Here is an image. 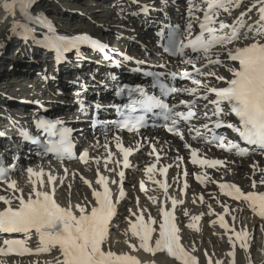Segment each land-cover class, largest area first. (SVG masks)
Masks as SVG:
<instances>
[{"label": "snow or ice", "instance_id": "1", "mask_svg": "<svg viewBox=\"0 0 264 264\" xmlns=\"http://www.w3.org/2000/svg\"><path fill=\"white\" fill-rule=\"evenodd\" d=\"M34 2L35 0H3L2 7L6 13L14 16L16 9L19 8L26 21L23 24L14 22L10 29L12 34L21 35L25 40L31 39L34 43L54 50L57 63L63 62L65 59L64 53L73 48L80 55L79 46L82 44L104 53L107 57L108 45L89 35L74 36L72 38L56 35V29L51 21L44 14L32 11ZM163 2L167 5V0H163ZM242 3L243 0H187L185 24L183 26L180 24L166 25L165 27L168 28L167 35L164 31L158 32V36L166 40V43L162 44L163 51L170 56L182 57L185 63L192 66L193 71H184L180 79L191 80V83L197 87L179 88L160 83L164 95L187 93L189 96H194L195 99L191 101H180V105L187 107L188 111H178L179 105H170L165 103L163 99L147 95L142 88L128 89L126 86H121L118 87L117 95H123L127 91L131 96L133 92H138L141 99L132 101L131 111L135 112L137 105L146 112L159 109L164 120L171 122V126L167 130L180 135L181 139H183V134L177 127L180 121H190L196 117V112L193 109L198 100L208 101L209 104L214 105V108L211 116L205 111L204 117L206 120L211 121L215 129H231L238 134L246 145L258 146L264 150V0H257L260 7L258 9L259 19L255 25L247 24L244 20L247 11H251V8L240 12L231 24L226 19L221 18L223 13L231 16L233 10L240 8ZM252 7H256V3ZM143 11L147 12L148 7L144 6ZM201 13L202 15H200ZM29 24H37L47 28L50 35L43 41H37ZM243 29H246V31H242ZM249 33H253V35L250 36ZM244 41L251 42L243 43ZM230 45L231 47H229ZM225 51L228 60L237 62V64L227 65L220 59ZM126 59H131V57H126ZM199 61H204V63L197 67ZM209 65L227 67L231 73V78L226 79L224 76H218L211 70L204 71ZM119 66V64H116V67ZM165 66L160 65V67ZM147 75L154 77L157 81L160 79L159 74L149 72ZM199 76H215L218 81H222L226 86L209 87L208 84H202V81L197 78ZM112 79L115 81L117 77L113 75ZM201 88H203V94H199ZM211 94H214V99L209 100ZM76 96L80 97L81 93L77 92ZM77 103L81 105L82 110L85 109L82 99H78ZM96 108L99 110L101 105H96ZM232 115L237 118L238 123L222 118ZM212 116H215L216 120L212 121ZM58 124H62V122L37 119L38 128L48 131L50 136H59L58 142L45 144L44 150L55 152L57 158L61 161L76 159L72 129L67 127L58 128ZM145 126L144 116L129 117L120 123L119 129L138 133ZM202 127L212 132L211 138L205 137L206 142H215L217 147L229 152L234 150L235 154L239 156L249 154L248 147H241L239 143L229 140L223 133L216 134L208 123H205ZM194 130L197 136L201 135L199 128ZM20 135L26 140L39 143L29 132L23 129H21ZM113 139L116 141L117 148L123 154V167L128 168L130 166L129 156L133 152V148L124 147L119 136ZM186 146L189 145L186 144ZM103 147L108 149V142H105ZM153 151H155L154 146ZM108 155L109 160L105 161V167L110 161L112 153L109 151ZM78 159L87 164L90 159L89 151L84 149ZM157 160H159V156H157ZM97 163H99L98 160ZM191 163L217 168V166H223L227 162L220 159H199L198 150L193 149ZM117 164H119V161H117ZM15 167V164L6 166L0 163V181L7 183L8 188L14 192L19 191L21 193V195L14 197L15 200H18V204L15 206H13L14 200L12 198L0 195V202L5 206L0 209V234H20L23 238H3L0 236L3 244V246H0V255L8 256L14 253L23 256L33 254V250L28 247V243L35 235L39 240V246L35 249V254L49 253L55 249L59 252L56 264H140L136 256L126 252L118 253L114 251L109 242L113 220L117 215L118 200L123 199L126 195L122 187L125 177L124 171L118 173L120 188L116 201H114L113 192L109 187V179L104 175H99L95 183L100 185L102 190L93 188L94 201L85 198L84 203L72 204L69 202L66 206H62L55 198L57 177L50 172L45 173L43 168H40L39 171L31 167L27 168L29 177H35V179L31 180L33 187L25 196L23 189L17 187L16 181L7 179L10 172L15 170ZM154 169L155 165H152L147 168V172L152 173ZM114 170L111 169V171ZM166 172L167 168H164L162 174ZM65 173H67V169H65ZM184 175H187L186 171ZM45 176L47 180H45ZM81 179L90 188L93 187L92 182L83 177ZM149 179H152V177L150 176ZM197 179L202 183L204 182L203 178L199 176ZM154 182L159 183L167 192L168 185L166 182ZM112 183L117 182L113 180ZM259 183L264 185V176L261 177ZM62 185L63 179L60 180V186ZM70 187L71 185H69ZM187 187L188 185L185 182L184 188ZM219 187L224 190V195L237 201L246 202L253 212L264 218V192L249 191L245 193L240 187L229 183H221ZM252 188H257L255 180L252 182ZM141 189L143 190V184H141ZM171 203L174 209L178 201L172 199ZM132 215L136 216V222H129L130 232L133 237L138 238L139 244H131L128 241L126 243H129V247L133 251L143 249L153 255L166 253L169 257L179 261L180 264H198L197 258L181 245L179 228L175 223L176 218L173 212L162 210V219L159 221L151 217L146 220L142 212L139 215L136 213H132ZM192 219L199 220L200 217H193ZM232 219L234 221L235 217H232ZM219 223L225 230L234 232L236 240L241 242L240 246L247 250L248 233L246 231L237 232L234 227L230 228L229 224L225 222L224 216H220ZM189 227L194 228L195 225L190 224ZM124 234H128L127 230ZM229 239L231 240L232 237L230 236ZM233 248H235V244H233ZM193 250L195 251V249ZM230 255L234 257L235 253L232 252ZM209 264H211L210 260Z\"/></svg>", "mask_w": 264, "mask_h": 264}, {"label": "bare ground", "instance_id": "2", "mask_svg": "<svg viewBox=\"0 0 264 264\" xmlns=\"http://www.w3.org/2000/svg\"><path fill=\"white\" fill-rule=\"evenodd\" d=\"M116 3L117 4H123V3H127V1L126 2H121V0H119ZM253 3H255V2L254 1H251V0H243V3L241 4L240 8L234 9L231 16H228L227 13H223L222 16H221V18L222 19H226V21L231 24L239 16V13L240 12H244V11H247L249 8H252ZM32 11L34 13H36V9L33 8ZM2 13H6V12H5L4 9L1 10V8H0V48L5 45L4 42H5V39L7 37H9L11 35H14L10 31L13 23L14 22H18V23L23 24V23L26 22L24 20V18H23L22 13H20V11H19V8L16 9V14L14 16H10L8 13H6L4 17H1L2 16ZM37 13L45 14L44 12H37ZM50 21H51V19H50ZM131 21L134 22V20H130L129 22H131ZM51 23L53 24V22H51ZM53 26L55 27L56 33L58 34V36H65L66 37V36H75V35L78 36V35L83 34V33L80 34V33H77V32L76 33L71 32L70 30H67V28L61 26L60 24H54ZM29 27H31L33 29V34L35 35V38L40 33L43 34L42 37H45L46 34L49 33L48 32V29L45 28V27H43V26H41V25L29 24ZM124 29H130V30H133L134 29V33H135L136 38L139 39V41L141 42L140 45H139V48H143V49H146V50H150V44H149V39H150V36L149 35L150 34H149V32H147V33L138 32L137 31L138 29L137 28H134V26L132 24L127 23V20L122 21V23H121V29L119 30L120 31V34H122V35L128 34V31L127 32H122V30H124ZM242 31H246V29H243ZM95 33L96 32H94V34ZM99 33L100 32L98 31L96 34L97 35H100ZM249 35L251 36V35H253V33H249ZM130 37H132V35ZM20 39L23 42L21 44H18V46H17L18 48H20L21 45L22 46H26L27 47V50L32 49V48L34 50L35 47L39 48L36 44H34L33 42H31V39L25 40L22 37ZM25 41H26V43H25ZM250 42L251 41H244L243 43H250ZM33 46H35V47H33ZM229 47H231V45ZM134 49L135 48H133V50ZM137 50H138V47H137ZM6 51L5 52H1V55H0V75L3 72H4V75H9V74H7V71L8 70L7 71L2 70V67H3V64H4L3 63V60H4L3 57H5ZM135 53L137 54L138 52H135ZM43 54L45 55V57H47L49 55V53H45L44 50H43ZM30 55L33 56L32 54H30ZM27 57H28V59H26L24 61H27V60L30 59L29 56H27ZM225 58H226V51L223 52L222 55L220 56V59L223 60V61H224ZM24 61H21L20 62L22 65L19 64V66L17 67L16 70L20 73L22 70H19V69L26 68V69H23V70H25L27 73L26 74H23L22 76H28L30 74L31 70L28 69L27 66L29 65L28 63H31V61L29 60V62L26 63V64H24ZM224 63H225V61H224ZM60 67L61 66H59V71H56V72H58L59 75L64 74V73H69V72L73 71L72 67H70L68 65L63 66L62 68H60ZM78 68H79V66H78ZM221 69L223 70L222 72L228 71V68L227 67L221 66ZM206 71H208V70H206ZM12 77H17V76H12ZM200 80L204 83L206 81V77H201ZM4 81H6V80H4ZM69 95L70 94H67L65 98L69 97ZM62 100H63V98H62ZM69 101H70V99L69 100L68 99L66 100V102H69ZM161 138L162 139H166L168 141V137H166L164 135H162ZM253 165H255V166H262L263 167L264 166V161H260V162L253 163ZM49 169L50 170H53L51 168H49ZM50 172H53V171H50ZM109 172H110V174L108 173L109 183H112L113 180H115L116 182H118V179H117V176H116L115 172L114 171H111V170ZM67 173L68 174L59 173V174L55 175L57 177V181H56V185H57L56 197H57V195H62V197H63V198H58L57 197L58 198V201H60V202H63L64 201L65 204L66 203L68 204L69 202H71L72 204L84 203L85 202V198H87V200H89V201H92V199L90 197V187L85 185V183L82 181L81 177H83V176L86 177L88 181L92 182L93 188H96L97 189V188H99V185H97L95 183L96 182V176L94 175V173L93 172L90 173L89 171L88 172H85V171L80 170L78 167H75L73 165L67 167ZM176 173H177V171H176ZM252 173H253L252 168H250L249 165H247V164H241L237 168H233V177L235 179L239 180L240 182H242L243 184H246V185H248V183H249L247 177L250 174H252ZM73 174H75V175H73ZM61 179H63V185L62 186H60V180ZM143 179H144V177L142 175H140V178H139L138 181L140 183L145 184V181ZM132 184H134V182H132L131 185ZM23 185H24V192H25V194H28L33 186L31 185L30 182L26 181L25 178H23ZM69 185H71L70 188H69ZM140 185L141 184L138 183L137 184V187L140 188ZM116 187H117V183H115L114 189ZM177 187H178V179H175L174 180L173 190H175ZM123 190L126 193L125 200H124V203H126V202L129 201V198L127 200V192H126V189L124 188ZM214 190H215L214 187H210L204 193V197L206 198V200L208 202L210 201V200H208V198H210L212 200L215 199V196H216L217 193ZM139 193L142 194V192L140 190H139ZM169 195H170V193H169ZM78 196L80 198V201H78V200L76 201L75 200V197H78ZM188 197H190L192 201H194L195 203H197V202H199V200L201 199V197H203V190L200 189L199 187L195 186V185H191L189 187L188 191H187V198ZM175 200L178 201L176 207L180 206V207L183 208L185 206V203L182 201V198L180 196L176 197ZM202 200L203 199L200 200L199 204H201V201ZM123 209L120 210V213H122ZM192 209H193V207L190 210H192ZM195 212H198V211L192 210V211L189 212V214H192V213H195ZM128 213H129L130 216L133 217V218L130 219L131 222L136 221V216L132 215V213H136L137 215L141 214V213H139L138 210H131ZM219 218L220 217H217L216 218V221L217 222L215 221V225L217 224L219 229L225 231L226 237H229L230 235H233L234 233H231L230 230H225L223 227L220 226ZM256 218L257 217L255 216L254 219H256ZM161 219H162V217H160L158 219V221L161 220ZM253 223H254V221H253ZM128 225L130 226V223ZM260 226H261L260 228H262L261 230L264 231V224H260ZM157 227H158V225H157ZM201 227L197 230V232H193V233H196L197 234V237L198 238H196V239H197V241H199L201 243L200 245H193L194 248L193 247H189L188 245L185 244V242L189 238L181 237L180 236L181 237V245L191 255H193V256H196L197 255V257H198L197 258L198 264H209V260L211 261V264H251L250 263V255H251V251H252V247H253L252 246V240H251V237H252L251 234L247 237V243H248L247 250L244 249V248H242L240 246V243L236 242V245H237L236 247L238 248V250L237 251H234V253H235L234 257L229 254L228 257H227V259L225 258V259H222V260H218L215 257V254H211L212 251L210 252L207 248H205V247L202 246V241L201 240H202V238L205 239L206 238V235L204 234V232H202ZM204 227H206V226H203L202 228H204ZM229 227L230 228H233L234 227L235 230H237L238 232L241 231V230H238L239 229V225L238 224H231V225H229ZM207 229L210 231V232H206L205 231V233H207V235H208V238H207L208 244L211 245V244L216 243L217 237L214 236L215 239H212L209 236V235H211L213 233H216L215 232L216 229L215 228H210V227H208ZM248 230L251 231V229H248ZM127 232H128L127 236L130 237V239H131L132 238V235H131V232H130V227H129V229H128ZM193 238H194V236H193ZM134 239L136 241L138 238L134 237ZM123 241H124V239H123ZM29 244H30V248L33 249L34 251L39 246L35 242L29 243ZM135 245H138V242ZM127 247L129 248V250H131V252H129L130 254H132V255H134L136 257H138L139 255H141L142 258L146 259L148 262H150V264H151V261L150 260H153L154 262H156L158 264H180L179 261H176L174 258L169 257L166 253H156L155 256L152 258V255L153 254L147 253L143 249L142 250H138V251H133L129 247V243H127ZM124 249L126 250L127 248H122V251L121 252H126ZM193 249H195V251ZM205 253H207V255H205ZM242 253H244L245 255L242 254ZM45 256L46 255L40 256V258H42V262H40L38 264H56V258L59 256V252L56 250V252L54 253L55 260H52V259L47 258ZM239 258H242V259H239ZM262 260H264V252H263V258H262ZM0 264H29V262L28 261H22L21 263H19V262L11 261V262L6 263V262H3V261L0 260ZM261 264H264V261Z\"/></svg>", "mask_w": 264, "mask_h": 264}, {"label": "rangeland", "instance_id": "3", "mask_svg": "<svg viewBox=\"0 0 264 264\" xmlns=\"http://www.w3.org/2000/svg\"><path fill=\"white\" fill-rule=\"evenodd\" d=\"M91 1H93V0H78V1H72V0H65V3H64V0H55V2H56V6H54V9H52L51 11H49L48 13L47 12H44L45 14V16L48 18H53V19H51V22H53V25L54 24H60L61 26H63V27H65V28H67V30H70L71 32H74V33H85V31H83V32H80V31H78L77 30V28H83V29H85V30H87L88 32H90V33H94V32H100V33H102L103 35H104V37H106L105 39H107V38H109V37H111L112 36V34H113V36H114V34H115V32H116V30L115 29H117V27H115V26H113L112 24H114L115 23V13L113 12V11H108V12H106L105 13V15L102 17V18H98V19H95V17H96V15L99 13V11L101 10V8L99 7V8H95V9H90V8H88V4H90V3H92ZM117 1H119V0H116V2ZM251 1H253V0H251ZM121 2H126V1H121ZM67 4L69 5V6H67ZM254 4V3H253ZM44 8H45V6H43ZM68 7H70V9H73L72 7H75L73 10H72V13H68V15L66 16V17H64V15H62L61 14V9L62 8H68ZM109 7V5L107 6L106 5V8H104V9H107ZM56 9V10H55ZM80 11H83V12H85L86 14H89V15H86V17L87 18H84V20H82V18H80L79 16L81 15L79 12ZM114 15V16H113ZM95 16V17H94ZM64 17V18H63ZM48 18V19H49ZM94 18V19H93ZM49 19V20H50ZM90 19H92V20H90ZM53 20H55V22L53 21ZM89 21L91 22V23H89ZM92 23H94V24H92ZM95 23H97V24H95ZM106 23H111V26L109 27ZM118 23V22H117ZM121 23H122V21H121ZM101 24H105V26H103V25H101ZM99 26H101V27H99ZM107 26V27H106ZM84 27H87V28H84ZM97 27V28H96ZM111 29V32L110 33H107L108 32V29ZM135 28V27H134ZM120 29H121V26H120ZM128 31V34H124V36H131L132 35V37H136L135 36V33H134V29L133 30H130V29H124V30H122V32H127ZM95 33V35H97ZM119 33H120V31H119ZM12 36V35H11ZM11 36H9V37H7L6 39H5V45H8L9 43H10V41H11ZM97 36H100V35H97ZM120 36H122V34H120ZM136 40L137 41H139V39H137L136 38ZM13 44L14 45H17L18 46V44H20L17 40L16 41H14L13 42ZM14 45H11L12 47L14 46ZM36 46V45H35ZM35 46H33V47H35ZM12 47H10V48H7L6 50H10L11 51V48ZM35 48H37V47H35ZM132 48H135L134 49V51L135 52H138V50H137V47L135 46H133ZM27 50V47L26 46H20V50ZM29 50H33V48L32 49H29ZM22 53H25V51H22ZM139 53V52H138ZM32 55L33 56H35L36 54L34 53L33 54V52H32ZM38 55H39V53H38ZM42 55H44L43 54V52H42ZM45 56V55H44ZM20 57H21V59L20 60H18L17 61V63H18V65L16 66V67H14V68H12V67H9V65H10V63H8L6 66H3L2 67V70H4V71H7L6 69L7 68H10V69H13V71H7V74H9V75H4V72L0 75V76H2V77H4V78H6V79H11L12 78V76H18V74H19V72L16 70L17 69V67L19 66V63L21 62V61H24V60H26V59H28V57L26 58H23L22 57V55H20ZM30 58V57H29ZM36 60L37 61H40V57H37L36 58ZM25 62V61H24ZM4 63V62H3ZM28 63V62H27ZM12 64V63H11ZM29 65L27 66V68L28 69H30L31 70V72H36V71H32L36 66H39V65H37L36 63H28ZM40 67L42 68V69H44L41 65H40ZM69 68V67H68ZM23 69H26V68H23ZM218 69V67H217V65H211L207 70L209 71V70H211V71H213V72H215V73H217V70ZM220 69V71L222 72L223 70L221 69V67L219 68ZM35 70V69H34ZM17 71V72H16ZM21 72H23V71H21ZM20 72V73H21ZM23 80V77L21 78H17V79H11L10 80V82H8L7 81V83L8 84H11V83H13V81H17V82H20V81H22ZM33 83H35V82H33ZM13 89H16V88H13ZM138 180H139V178H138ZM132 183V182H131ZM131 183L130 184H128V185H126V187H125V189H126V192L128 191V190H131L132 189V187L136 184V186H137V183L135 182L134 184H132L131 185ZM126 184H127V181H126ZM128 187V188H127ZM61 193V192H60ZM57 197L58 198H63L62 197V195H57ZM208 200H210L209 202H211L212 201V199H210V198H208ZM126 203H130L129 201L128 202H126ZM129 209H127V211L125 210V208L123 209V211H122V215L123 216H121V218H127L128 217V220H130L131 218H133L132 216H130L129 215V210H133L132 208H133V206L132 205H129ZM128 213V214H127ZM216 221V218L214 219V222ZM217 222V221H216ZM253 223V221H251V224ZM127 225H128V223H127ZM217 225V224H216ZM116 226H117V223H116ZM218 226V225H217ZM240 226H241V224H240ZM130 227V226H129ZM205 228V227H204ZM204 228H202L201 227V230L202 229H204ZM247 228L248 229H251V228H249L248 226H247ZM129 229V228H128ZM125 229H124V231H123V233H125ZM251 231H252V229H251ZM250 231V232H251ZM259 232V229L257 228V230H255V232ZM195 232H197V231H195ZM203 232V231H202ZM215 232H217L216 230H215ZM263 232L264 231H261L259 234H257L256 236H254L255 237V239L254 240H252V237H251V240L253 241L252 242V251H251V255H250V263L251 264H257V263H259V264H261L264 260H262V258H263V250H264V234H263ZM196 235V236H195ZM193 236H194V238L196 239V238H198L197 237V234L195 233V234H193ZM226 236V235H225ZM251 236H252V232H251ZM124 239L126 238V237H128L127 235H123L122 236ZM113 239L115 240V242H114V244H117V246H120V247H122V248H125L124 246H126L127 245V243H126V240H124L123 241V239H120L119 238V233L118 234H115L114 235V237H113ZM129 239V240H128ZM133 239L131 238L130 239V237H128L127 238V241L129 242H131ZM197 240V239H196ZM122 241V242H121ZM202 243L204 242V239L202 238ZM124 242V243H123ZM207 243V242H206ZM224 242H221V243H214L213 245H212V248H213V250H214V254H215V257L218 259V260H222V259H225L226 258V256L225 255H223V253L224 252H227V251H231V247H228V246H226V245H224L223 244ZM254 243V244H253ZM111 244H112V242H111ZM122 245V246H121ZM195 245V244H194ZM216 248V249H215ZM215 252H217V253H220L221 255H219V256H217V253H215ZM45 257H47V258H50L49 256H45ZM55 257V256H54ZM51 259V258H50ZM239 259H242V258H239ZM53 260H55V259H53Z\"/></svg>", "mask_w": 264, "mask_h": 264}]
</instances>
